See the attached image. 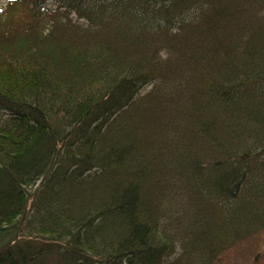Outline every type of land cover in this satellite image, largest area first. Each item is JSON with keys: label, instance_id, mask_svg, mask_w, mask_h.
<instances>
[{"label": "trees", "instance_id": "trees-1", "mask_svg": "<svg viewBox=\"0 0 264 264\" xmlns=\"http://www.w3.org/2000/svg\"><path fill=\"white\" fill-rule=\"evenodd\" d=\"M260 233L264 0H9L0 264H213Z\"/></svg>", "mask_w": 264, "mask_h": 264}, {"label": "rangeland", "instance_id": "rangeland-1", "mask_svg": "<svg viewBox=\"0 0 264 264\" xmlns=\"http://www.w3.org/2000/svg\"><path fill=\"white\" fill-rule=\"evenodd\" d=\"M8 2L9 0H0V11L6 8ZM256 236L245 239L236 250L221 253L213 264H264V233ZM258 253L261 255L255 260Z\"/></svg>", "mask_w": 264, "mask_h": 264}]
</instances>
